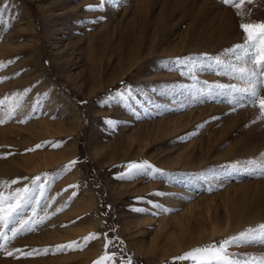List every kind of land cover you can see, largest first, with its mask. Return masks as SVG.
<instances>
[{"label": "rangeland", "instance_id": "1", "mask_svg": "<svg viewBox=\"0 0 264 264\" xmlns=\"http://www.w3.org/2000/svg\"><path fill=\"white\" fill-rule=\"evenodd\" d=\"M99 3L0 0V191L41 200L0 264H193L174 258L249 228L227 250L264 264V119L231 51L264 0Z\"/></svg>", "mask_w": 264, "mask_h": 264}, {"label": "snow or ice", "instance_id": "2", "mask_svg": "<svg viewBox=\"0 0 264 264\" xmlns=\"http://www.w3.org/2000/svg\"><path fill=\"white\" fill-rule=\"evenodd\" d=\"M107 0H100V3L95 6H89L90 10H96L102 8L104 3ZM252 0H248V3H251ZM222 3L232 5L237 9L240 8L243 0H222ZM238 15L241 13L238 11ZM241 29H243L245 35V40L243 44H238L231 51H236L237 49L241 50L243 56H237L238 60L245 59L246 62L251 64V68H238L236 71L242 74V78H247L249 81V87L242 89L241 91L248 94L250 97V103L252 106L259 107L260 115L259 119H264V97L259 95L260 88L264 87V22L249 24V23H241ZM222 88V85H214L209 86L211 89ZM8 97H5L4 100H0V106L4 105ZM19 105L17 104L16 107ZM15 114V107H12L8 110L6 115L8 118H11L12 115ZM3 119H0V123H4ZM54 146H59L54 145ZM41 147V145H36V148ZM35 149H29L28 151H34ZM76 161H71L69 165L65 166V170H70V166L75 165ZM129 169V175L133 172H141L145 169H151L152 166L147 162L143 163H130L127 165ZM264 167V164H262ZM38 181H40V177L37 176L32 183L37 185ZM17 183L16 180L10 182V184ZM75 187V186H72ZM32 189L28 187H24L22 189H17L9 194H5L3 191H0V229H7L11 232V236L7 235L5 231L0 230V240L4 242V244H0V248H3L6 243L15 239L17 236L23 234L25 231H32L33 228L31 225L33 223H40L41 221L33 220L32 218L25 219V208L28 207L29 204H34L32 207L33 216L36 214V207H38L41 203L39 198L33 200V196L31 195ZM38 191L40 197H43L44 188L42 185H38ZM19 225V227H17ZM259 238L264 240V224H260L259 226ZM98 238L95 233H90L89 237H85V240L96 239ZM257 238V229L249 228L245 232L240 233L238 237H233L227 240H224L219 243V245L212 244L208 246L198 247L192 249L186 253H184L180 257L174 258V260H185L190 259L193 261V264H239L237 261H233L231 255L228 252V247H230L233 243L244 242L249 239ZM108 243H111L109 241ZM75 244V242H72ZM72 244L68 246L71 247ZM107 244L105 248H107ZM64 247V246H58ZM19 251V250H17ZM8 255H12L11 252ZM105 261H112V264H115V254H109L105 251L104 255H102L98 261L94 262V264H104ZM128 264H131V260H128ZM247 264V262H246Z\"/></svg>", "mask_w": 264, "mask_h": 264}]
</instances>
